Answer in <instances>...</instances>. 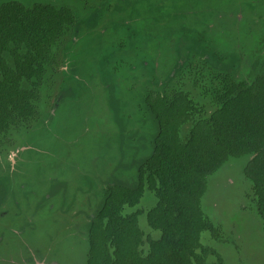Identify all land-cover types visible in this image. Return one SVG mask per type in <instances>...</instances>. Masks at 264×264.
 <instances>
[{
    "label": "rangeland",
    "instance_id": "rangeland-1",
    "mask_svg": "<svg viewBox=\"0 0 264 264\" xmlns=\"http://www.w3.org/2000/svg\"><path fill=\"white\" fill-rule=\"evenodd\" d=\"M19 1L29 7L41 2L70 6L77 23L54 48V62L47 68L37 103L39 115L12 126L0 141V175L12 173L13 178V161L29 163L32 173L24 184L17 177L23 193L19 199H24L18 212L13 194L0 205V264H81L87 256V225L113 179L109 171L128 179L121 171L127 170L130 176L134 169L133 164L127 166L129 157L122 155L120 146L127 154L134 146L146 153L154 132L153 123L138 108L142 91L157 89L159 83L169 91L188 90L207 112L213 111L215 103L205 91L212 88L213 75L231 69L237 80L245 79L253 60L264 56V0ZM127 26L141 34L139 46L147 59L144 55L136 58ZM185 31L204 32L220 59L207 53L196 34L187 36ZM177 63L183 67L178 73ZM111 65L117 69L124 134L132 137H126L123 144L102 76ZM69 75L79 80L78 88L64 94ZM189 127L184 126L183 132ZM251 158H230L209 178L211 190L204 211L224 228L226 236L215 240L205 231L203 243L214 247L225 264H264L262 221L252 202L251 182L244 174ZM41 164L54 172L51 179L64 178L59 169L66 167L70 173L65 194L42 200L46 183L42 189L35 187ZM154 202L147 192L140 207L146 211ZM24 223L30 225L13 238V227ZM139 223L145 238L159 237L145 215ZM207 264L218 262L210 256Z\"/></svg>",
    "mask_w": 264,
    "mask_h": 264
},
{
    "label": "trees",
    "instance_id": "trees-1",
    "mask_svg": "<svg viewBox=\"0 0 264 264\" xmlns=\"http://www.w3.org/2000/svg\"><path fill=\"white\" fill-rule=\"evenodd\" d=\"M74 21L68 7H27L18 1L0 6V134L35 116L52 47ZM193 33L199 42L207 40L203 32ZM216 77V110L194 120L184 137L182 124L199 112L187 94H148L146 104L157 124L152 148L139 164L135 186L108 189L90 227L84 264H204L209 251L201 235L219 232L201 209L206 177L231 156L253 155L245 172L264 224V57L252 64L250 80L237 81L229 70ZM145 189L157 199L146 218L158 238H145L138 221L142 210L125 212L138 205Z\"/></svg>",
    "mask_w": 264,
    "mask_h": 264
},
{
    "label": "flooded vegetation",
    "instance_id": "flooded-vegetation-1",
    "mask_svg": "<svg viewBox=\"0 0 264 264\" xmlns=\"http://www.w3.org/2000/svg\"><path fill=\"white\" fill-rule=\"evenodd\" d=\"M10 1H18V2H20L19 0H4V2L1 3L0 6L2 4H4V3L10 2ZM20 3L25 5L22 2H20ZM36 4H52V5L57 6V7H68L73 12L74 17H75V21H74V23L72 25H70L66 29V31H65L64 35L62 36V38L59 39L52 47V57H51L49 63L46 65L44 73H43L41 81H40L39 97H38L37 100L34 101V105L36 107L35 116L29 118L28 120H22L19 123L12 124L8 128V130L12 126H17V125H20V124H22L24 122H28L30 120H33L39 115V109L37 107V103H38V101L40 99V93H41V89L43 87L44 77H45V73L47 71V68H48L49 65H51L54 62V48L61 40H63L66 37V35L68 34L69 30L77 23L76 13L73 10V8L70 7V6H67V5L58 6V5L54 4V3H45V2L36 3ZM36 4H34V5H36ZM25 6H27V5H25ZM33 6H31V7H33ZM27 7H29V6H27ZM127 32H128V35H129L128 36L129 43H130L131 47L133 48L134 52L137 54V55L135 54L136 58L138 59V58L142 57V55H144L143 57L145 59H147V56L145 55V53H143V50H142L141 46H139L140 42L142 40L141 34L134 27H131V26H127ZM193 32L194 31H185V35H187V36H189L190 34L192 35V34H194ZM205 37H206V34H205ZM195 38H196V36H195ZM196 40H197V38H196ZM199 43H201V42H199ZM200 45L203 46L206 49L207 53L211 54V56L213 58L220 59V56L217 54L216 50L214 49V47L212 45V41L210 39L207 38V40L204 43H201ZM211 47H212V49L214 51L210 50ZM7 57H8V59H10L8 55H7ZM258 57H264V56H257L253 60L252 64L254 63V61ZM252 64H251V68H252ZM175 68H176V72L178 73L179 71H181V69L183 67L180 66V63H177ZM251 68H250V71L248 73V77L245 78L246 80H250L251 79V77H250ZM116 70L117 69H116L115 66H112V65L108 66L105 71H102V76H103V78L106 79V83H107L106 86H107L108 98H109V106H110V109L112 110V114H113V118H114L115 122L119 125L120 141H121V144H123L124 143V139L126 137L128 138V140H130V138H132V137H130V135L127 136V135L124 134V132L126 131V129H125V120L123 119V116L120 115L121 112H119L120 111L119 110L120 105H119V99L117 98V96H118V94L120 92V88H119L118 82H117ZM226 70H229L232 73V75L234 76V73L231 71V69H220L218 72H216L213 75L212 88H205L206 93H208L210 96H212V100H213V102L215 103V106H216L215 109L213 111H211L210 113L206 111V108L203 105L199 104L195 100V98L193 97V94L190 91H188V90L177 89V90L169 91L168 89H161L160 88V83H159L157 89H153V88L149 87V88H145L142 91V93L139 96L140 102L138 103V108L141 109L144 112V115H147L148 118L151 120V122L153 123V126H154V132H153L152 136L149 138L148 145H147L148 149H146V153L140 152L139 147L138 146H134L133 152L127 154L126 151H125L124 145H122L123 147L120 146V151H121L122 155L123 156L127 155L129 157V159H128L129 164H127V166H130L131 164H133V168L134 169H133L132 174H130V176H128L129 174H127V172H128L127 170L123 169L121 171L123 173L122 177H126V175H127L128 179H121L120 175L119 176L118 175H114V172L109 171L108 175L111 176L113 179H112L111 182H108L106 188L104 189L103 196H102V199H101V203H100L99 207L96 209V211L94 212V215L91 217V219H90V221H89V223L87 225V230H86L87 256H86V259L84 260V262H82L81 264H84L87 261V259H88L90 227H91L92 223L97 219L98 214H99V212L101 211V209H102V207L104 205V198H105V195H106L108 189L111 188V187H116V186H120V185H125V186H130V187L135 186L138 183V180H139L138 179V167H139V164L142 162V160L145 159L146 156H148V154H149V152H150V150L152 148V140H153V137L155 136V134L157 132V124H156V122L154 120V117H153L149 107L146 104V100L145 99L148 96V94H153L154 96L157 95V93L162 94V95H167L168 94L170 96L172 94H174L175 92H184V93L187 94L188 98L191 100V102L197 108V111H199V112H195L192 115V118L189 121H186V122H184L182 124L180 132H181L182 136L184 137V136H186L188 134L189 130L191 129L194 120H198V119H201V118H204V117H208L210 114H212L216 110L217 104H216V102L214 100V90L219 85V80H218V78L216 76H217L218 73L224 72ZM153 79H154V77L150 79V83L151 84H153L155 82ZM65 80H69V82H66L63 85L64 87L62 88V93H64V94L65 93H67V94L70 93L71 94L74 91H76V89L78 88L79 80L74 75L67 76L65 78ZM241 80H244V79H241ZM237 81H240V80H237ZM163 85H166V84L164 83ZM24 86L30 87L29 84H27V83H24ZM187 124H190V127H189V129H187L186 132H183V128ZM8 130H6V131H4V132H2L0 134V141H1L2 137H3V134H5ZM245 156H250V155H245ZM245 156H241V157H233V156H231L230 158L238 159V158H242V157H245ZM252 157H253V155H252ZM229 159H227L213 174H210V175H208L206 177V190H205V192H204V194H203V196L201 198V209H202L204 215L207 218H209L211 221H212V219L210 218V216H208L205 213V211H204V206L206 205V195L211 190L209 178L211 176H213ZM28 164L29 163L18 164V163L13 161V178H12V173L5 174V175H0V205H1L2 201L5 199V197H7L9 194H13V199L15 201L14 205H15V207L17 209V212H18V208H19L20 204L24 201V199H23V197L19 199V193L20 194H23V193H21V188H18L17 177H19V179L21 180V183H22V182L26 181L25 179L27 177L32 176V173H30V169L31 168H28ZM247 164H246V166H247ZM94 166H95V164H94ZM246 166L244 168V174H245L246 178L251 182V185H252V187H251L252 202L254 204V208H255V211H256L258 217L261 219V216L258 214L257 209H256V197H255V193H254V190H253V183L247 177L246 172H245ZM130 169L131 168H129V170ZM59 170H60L59 173H61L59 176H64V178H56V177H54V179H51L52 178L51 176H55L54 172L51 171V169L44 167L43 164H41L40 170L37 171V174L35 175V177L38 178V179L35 181V187L38 188V189H42L41 186L46 183L47 192L42 196V200H47L51 195H56L58 193L65 194V191H67L69 183L66 181L67 180L66 179V177H67L66 175L69 174L70 172L68 170H66L65 166H63ZM29 180L31 182L34 181L33 179H29ZM24 183H22V184H24ZM87 184L88 185L92 184V179L90 177H87ZM33 191H35V189H33ZM147 192H150L153 195L154 199H155V202H154V204L152 206V207H154L155 204H156V201H157V199L155 197V194L151 190L145 189V191H144V193H143L138 205L135 206V207H126V209H125L126 213L134 212V211H137L138 209L142 210V213L139 214L138 221H140V216L141 215H145V219H146V222H147V218H146L147 212L152 208L151 207V208H149V209H147L145 211V210L142 209V207H140V205L142 204V200H143V198H144V196H145V194ZM128 209H132V210L129 211ZM261 221H262V219H261ZM27 222H31V219L29 217H27ZM212 223L216 227H218L219 232L217 234H213L210 231H206V233L204 235H209L211 238H213L215 240L223 239V237L226 236L224 228L221 225L214 223L213 221H212ZM147 224H148V222H147ZM26 225H30V224L24 223L23 226L20 225V227H17V229L15 227H13V238H14V236H18L20 233L25 231ZM139 226H140V223H139ZM148 226L150 227L149 224H148ZM2 230L6 231L5 229H2ZM141 230H142V228H141ZM261 230H262L261 235L264 237V224H263V221H262V229ZM203 233L201 235V243L209 251L208 254L205 255L204 264H207V260H208V258L210 256L211 257H215V259L217 260L218 264H225L223 257L219 254V252L214 247H212L210 245H206V244L203 243V237H204ZM212 251H215V253H213Z\"/></svg>",
    "mask_w": 264,
    "mask_h": 264
}]
</instances>
